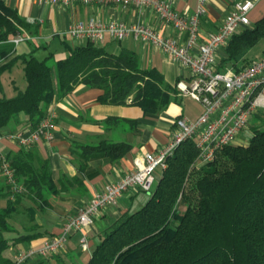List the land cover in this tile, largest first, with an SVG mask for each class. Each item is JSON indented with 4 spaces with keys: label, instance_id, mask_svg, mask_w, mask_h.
I'll list each match as a JSON object with an SVG mask.
<instances>
[{
    "label": "trees",
    "instance_id": "trees-1",
    "mask_svg": "<svg viewBox=\"0 0 264 264\" xmlns=\"http://www.w3.org/2000/svg\"><path fill=\"white\" fill-rule=\"evenodd\" d=\"M28 29L22 17L0 0V92L3 75L16 66L25 81L24 89L11 81L14 95L0 96V129L19 124V116L24 115L34 130L49 105L80 84L100 90L98 100L103 104L129 103L143 114H156L174 101L176 85H167L154 67L140 68L138 55L126 48L113 54L87 41L67 45L68 55L61 60H55L53 53L39 60L35 50L9 59L10 41ZM262 39L264 16L230 39L220 52L217 70L245 67L251 62L246 52ZM79 148L80 168L96 152L115 159L129 150L124 143ZM214 157L201 164L193 138L178 145L165 168L156 172L146 202L137 210L107 218L80 264H264V119L261 128L252 129L246 145L224 146ZM8 159L24 191L13 194L6 183L0 189V200L4 195L13 199L0 203V264H13L4 257L9 247L4 233L14 231L10 221L19 214L22 198L36 207L45 206L67 183L82 185L79 177L60 176L54 181L34 145L21 147Z\"/></svg>",
    "mask_w": 264,
    "mask_h": 264
},
{
    "label": "crops",
    "instance_id": "crops-1",
    "mask_svg": "<svg viewBox=\"0 0 264 264\" xmlns=\"http://www.w3.org/2000/svg\"><path fill=\"white\" fill-rule=\"evenodd\" d=\"M17 12L29 26L19 35L26 40L13 45V53L9 59L28 55L34 50V56L46 57L53 53L55 60L65 59L68 53L66 46L82 45L85 42L74 41L66 33L77 22H86L91 18L102 21L123 22L126 25L146 23L162 32L166 37H176V32L161 22L151 10H138L133 7L122 8L117 5L100 6L96 4L83 5L72 3L67 6L41 5L34 0H1ZM201 0H172L173 9L180 15L190 14L197 9ZM205 14L200 20L203 33L215 32L222 24L225 16L231 11L234 3L245 0H202ZM254 8L249 13L253 25L264 16V0H249ZM108 52L118 54L126 48L134 51L139 57L140 68L154 67L159 70L167 85L175 88L178 81H189L188 72L181 69L169 58L154 51L149 45H142L130 39L120 43L105 38L96 44ZM38 59V58H37ZM41 60V59H39ZM5 61L1 62L4 63ZM21 73L19 67L3 75L2 80H16ZM174 101L164 110L156 114H143L139 107L127 103L124 106L103 104L98 98L102 92L82 84L76 86L66 96L56 99L49 106L54 110L53 139L51 142L38 141L34 144L39 157L48 163L51 177L54 181L60 176L68 179L79 177L81 186L67 183L66 189L49 197V203L40 207L31 205L27 198H22L19 214L10 221L14 231L4 233L9 241V247L4 257L13 262L15 255L22 249L38 247L46 239L60 233L62 225L73 216L83 203L86 204L107 183L114 182L136 170L137 163L142 161L146 153H157L170 140L174 130V121L179 117L195 120L201 115L200 104L183 101L178 91H175ZM49 109V107H48ZM47 109V110H48ZM20 132L23 138L31 133V127L24 115L19 116V124L12 123L8 128L0 129V152L10 157L20 150L15 141L5 139L8 133ZM244 133V132H243ZM240 135L237 144L244 142ZM240 138V140H239ZM243 139V140H242ZM104 143H124L129 146L118 158H108L103 153L92 154L84 168L78 164L80 146H99ZM5 185L0 175V189ZM5 192V191H3ZM12 201V197L4 195L0 203L4 205ZM147 200V195L140 191L129 190L124 193L113 206L100 211L87 227V243L89 250L83 252L80 247V233L72 234L63 251L48 259L33 258L24 264H80L86 259L95 243V239L104 227L107 218H117L127 210H136ZM34 208L33 210H27ZM39 233L38 237L29 241L18 242L20 236Z\"/></svg>",
    "mask_w": 264,
    "mask_h": 264
},
{
    "label": "built area",
    "instance_id": "built-area-1",
    "mask_svg": "<svg viewBox=\"0 0 264 264\" xmlns=\"http://www.w3.org/2000/svg\"><path fill=\"white\" fill-rule=\"evenodd\" d=\"M36 4L67 6L72 3L83 5L133 7L148 9L158 19L176 32V37H166L161 31L146 23L126 25L117 21H102L91 18L73 24L66 35L80 42L100 43L105 38L120 43L126 39L149 45L154 51L169 58L188 72L189 81H178L176 89L182 98L201 105L202 112L195 120L179 117L174 121V130L169 142L157 153H146L137 163L136 170L125 174L114 182L107 183L93 197L78 208L61 227L60 233L45 240L38 247L20 250L13 264H24L33 258L48 259L59 255L74 233H80V247L89 250L86 229L97 214L115 205L127 191L135 190L149 194L156 181V172L163 170L167 158L178 145L195 139L201 164L213 160L216 151L227 145H236L238 137L250 124H261L264 119V57L253 60L239 71L227 68L218 71L221 50L240 31L252 26L249 18L254 3L245 0L234 3L221 26L210 33H203L200 20L205 14L201 0L197 9L190 14H178L172 0H34ZM21 35L14 37V45L24 43ZM54 110L51 106L38 126L27 138L20 132L8 133L5 139L15 141L20 147L28 148L38 141L49 143L53 139ZM0 175L12 188L13 194H22L24 188L17 182L15 170L8 157L0 152Z\"/></svg>",
    "mask_w": 264,
    "mask_h": 264
},
{
    "label": "rangeland",
    "instance_id": "rangeland-1",
    "mask_svg": "<svg viewBox=\"0 0 264 264\" xmlns=\"http://www.w3.org/2000/svg\"><path fill=\"white\" fill-rule=\"evenodd\" d=\"M262 57H264V39L260 40L257 44H255L252 47V49L250 48L246 52V55H245V58L250 60V61L257 60V59H260ZM37 58L42 60L44 57L41 55H38ZM2 85H3V88H2V92H0V96L3 95V96L8 97V98L12 97L14 95V91H13V87L11 86V84L9 82L8 83L5 82V80H2ZM15 85H17L20 89H24L25 81H24L22 72L16 76V84ZM183 101L187 105L190 103L191 100L188 98H183ZM253 128L259 129V128H261V124H255L254 125V123H253V124L248 125V127L245 129L246 131H244V133H243V136L245 137L244 139H247V138H248V140L250 139ZM239 140H240V138H239ZM248 140H244V142H242L241 144L236 143V145H246ZM139 208L140 207H136V210ZM86 257H87V254H86Z\"/></svg>",
    "mask_w": 264,
    "mask_h": 264
}]
</instances>
